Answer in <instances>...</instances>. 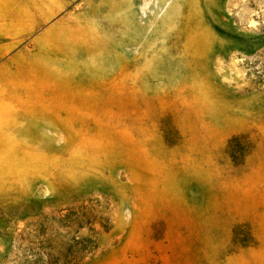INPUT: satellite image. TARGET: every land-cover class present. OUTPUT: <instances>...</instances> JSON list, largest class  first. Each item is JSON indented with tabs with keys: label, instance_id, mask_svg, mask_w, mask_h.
Masks as SVG:
<instances>
[{
	"label": "rangeland",
	"instance_id": "obj_1",
	"mask_svg": "<svg viewBox=\"0 0 264 264\" xmlns=\"http://www.w3.org/2000/svg\"><path fill=\"white\" fill-rule=\"evenodd\" d=\"M0 264H264V0H0Z\"/></svg>",
	"mask_w": 264,
	"mask_h": 264
}]
</instances>
